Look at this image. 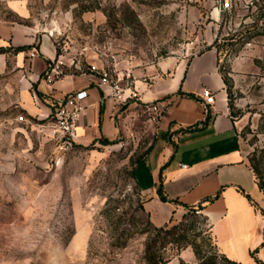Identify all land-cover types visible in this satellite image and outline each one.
<instances>
[{"label": "rangeland", "instance_id": "1", "mask_svg": "<svg viewBox=\"0 0 264 264\" xmlns=\"http://www.w3.org/2000/svg\"><path fill=\"white\" fill-rule=\"evenodd\" d=\"M6 22L31 28L34 47L47 35L56 56L26 84L30 46L0 37V264H145L154 234L132 224L147 214L135 211L147 197L132 172L161 136L143 105H118L126 122L114 138L62 151L48 135L57 109L80 88L99 87L103 71L147 77L159 61L189 63L211 51L246 158L264 148V0H0ZM61 79L76 88L59 100L38 89ZM166 207L148 204L153 225L168 219ZM207 229L186 231L203 252ZM164 252L166 264H198L190 246Z\"/></svg>", "mask_w": 264, "mask_h": 264}, {"label": "crops", "instance_id": "2", "mask_svg": "<svg viewBox=\"0 0 264 264\" xmlns=\"http://www.w3.org/2000/svg\"><path fill=\"white\" fill-rule=\"evenodd\" d=\"M0 37L12 45L30 46L27 51L33 56L27 59L26 84L39 81L46 64L56 56L47 35L40 33L34 47L32 29H24L18 23H0ZM153 69L147 71V77L128 70L130 90L139 104L159 103L161 107L153 123L154 132L161 138L148 152L146 160L134 167L137 186L147 197L143 208L149 220L150 203L167 206L165 210L170 216L163 225L181 218L182 204L201 205L210 236L221 254L235 261L238 254L252 252V258L244 255L242 262L264 264V217L257 210L264 209V196L257 187L228 111L226 93L216 70V55L208 51L189 63L159 61ZM75 88L76 83L71 79H61L49 87L43 83L38 85L44 95L54 100ZM24 89L27 92L28 85ZM80 89H85L87 97L82 102L84 108L77 124L76 143L84 146L101 137L114 138L122 132L125 110L120 111L114 99L98 86ZM203 91L213 97L211 104H205ZM159 176L166 197L176 200L182 208L158 199L154 185Z\"/></svg>", "mask_w": 264, "mask_h": 264}, {"label": "trees", "instance_id": "3", "mask_svg": "<svg viewBox=\"0 0 264 264\" xmlns=\"http://www.w3.org/2000/svg\"><path fill=\"white\" fill-rule=\"evenodd\" d=\"M186 96L194 97L191 94H186ZM247 161L255 177L257 187L264 196V148L254 150L247 158ZM139 162H143V159L138 160L136 164ZM132 176L136 183L134 168H133ZM154 188H155V193L161 202L179 204L176 200H169L166 197L163 191L162 180L160 176L158 182L154 185ZM216 196L217 195H215V197ZM246 198L251 204H253L256 207V205L253 203V201L250 199L248 195H246ZM206 201H210V200L207 199ZM142 206L143 205L138 204L137 207L135 208V211L143 214L144 210ZM181 206L184 207V213L182 214L178 225H172L169 227V223H171L172 221L169 220L168 223L156 227L150 222L149 216L147 214L146 215L144 214L146 216V220L144 222H142V220L140 219L139 220L133 219L132 224L134 227H142L141 230L138 229L139 231L136 232H139L141 234H154V237L153 238L151 237L145 243L144 246L142 259L145 264H166L168 261V257L165 256L164 250L166 245L168 244H176L179 246V248L190 246L192 248L194 257L198 264H241L227 258L225 255L218 252L212 240V237L210 236L209 233L207 218L201 213L202 210L201 205L187 206L182 204ZM196 213L197 215H195ZM198 223L205 224L207 225L208 228L207 230H205L206 239H207L206 243L208 249H206L204 252L201 251L199 244L190 241L186 235V231L189 229L190 230L193 229ZM177 226H180L182 229L180 233L175 232ZM129 236L127 237V239H129ZM127 239H124L119 246L120 247L125 246Z\"/></svg>", "mask_w": 264, "mask_h": 264}, {"label": "built area", "instance_id": "4", "mask_svg": "<svg viewBox=\"0 0 264 264\" xmlns=\"http://www.w3.org/2000/svg\"><path fill=\"white\" fill-rule=\"evenodd\" d=\"M48 34L50 35V33ZM99 80V87L106 91L116 104H124L131 99H137L136 95L130 90L129 72H126L124 76L117 74L112 76L103 71ZM86 97L87 92L85 90L75 92L65 100L64 105L58 108L55 113L54 122L48 130V135L59 144L62 151L78 140L76 129L84 108L82 102ZM202 98L207 105L213 102V97L208 91L202 92ZM143 111L146 113L148 121L153 123L157 121L161 107L159 103H149L143 106Z\"/></svg>", "mask_w": 264, "mask_h": 264}]
</instances>
